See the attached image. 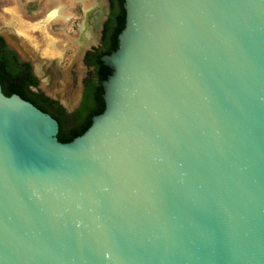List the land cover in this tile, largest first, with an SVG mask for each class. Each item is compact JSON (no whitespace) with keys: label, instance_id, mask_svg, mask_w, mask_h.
I'll use <instances>...</instances> for the list:
<instances>
[{"label":"water","instance_id":"water-1","mask_svg":"<svg viewBox=\"0 0 264 264\" xmlns=\"http://www.w3.org/2000/svg\"><path fill=\"white\" fill-rule=\"evenodd\" d=\"M124 4L81 136L0 85V264H264V0Z\"/></svg>","mask_w":264,"mask_h":264},{"label":"flooded vegetation","instance_id":"flooded-vegetation-1","mask_svg":"<svg viewBox=\"0 0 264 264\" xmlns=\"http://www.w3.org/2000/svg\"><path fill=\"white\" fill-rule=\"evenodd\" d=\"M83 13L84 21L79 25L80 29L75 26L78 31L75 41L79 49L73 61L65 68L58 67L65 60L66 53H63L62 57L55 58L48 66L43 65L37 74L32 65L21 60L5 41L8 49L17 55L18 61L29 65L37 81L35 86L27 87L36 96L30 103L56 120L59 125L58 135L67 137L91 125L105 110V84L113 69L105 65L104 58L117 50L118 30L125 25L124 0H94L93 6ZM34 32L36 42L40 44L42 38L36 30ZM50 34L55 33L50 29ZM40 73L46 77V89L53 90L51 95L40 90Z\"/></svg>","mask_w":264,"mask_h":264},{"label":"rangeland","instance_id":"rangeland-1","mask_svg":"<svg viewBox=\"0 0 264 264\" xmlns=\"http://www.w3.org/2000/svg\"><path fill=\"white\" fill-rule=\"evenodd\" d=\"M93 1L94 0H72V7L68 11L70 13V19L66 23L58 22L49 24V30L51 29L55 33L53 36L59 38L61 40V44L64 43V46L62 45V54L66 53V57L65 60H63V64H60L58 67L65 68L75 58V55L79 49V45L75 41L78 38V31L76 30L75 26L79 27V25L84 21L83 11L88 6H93L91 5ZM17 2L19 3L23 20L29 23H34L44 18L45 13L43 9L45 7L46 0H17ZM14 5L15 3L13 2V0H0V33L3 35L9 48L15 51L21 60L29 62L32 65L35 73L38 74L43 65L48 66L54 59H46L44 56H42V53L40 52L42 46L41 48L38 47L40 44H42V42L40 44L38 43V41L36 42V40L29 42L27 40V34L23 35V39L22 37L18 36L15 31L12 30L15 35L23 39V41L20 42V45H16L14 42H12V39L10 38L8 32L5 31L6 28L3 27H9L10 29H12V27L8 24L9 19L7 18L8 15L5 12H7V10H13L12 7ZM33 36H36V33H34ZM36 45L38 46L36 47ZM38 78L40 81V90L47 95H51L53 93V90L46 89V77L44 76V74L40 73Z\"/></svg>","mask_w":264,"mask_h":264},{"label":"bare ground","instance_id":"bare-ground-1","mask_svg":"<svg viewBox=\"0 0 264 264\" xmlns=\"http://www.w3.org/2000/svg\"><path fill=\"white\" fill-rule=\"evenodd\" d=\"M71 1L72 0H67V2L66 0H46L45 7L43 9L45 13L44 18L34 23H29L23 20L21 9L17 0H13V2L15 3V5L12 7L13 10H7V12L5 13L8 15V24L12 27V30L17 33L18 36L23 38V35L27 34V40L29 42L34 41L36 40V38L35 36H33V31L36 30L42 38V44H40L39 46L36 45V47L38 46L41 48L42 46V48L40 49L42 56L50 59H55L62 56L63 44H61V40L59 38L50 34L48 26L49 24L58 22L66 23L67 20H69L70 13L68 11L72 7ZM91 5H93V3ZM89 7L90 6L84 9V11H86Z\"/></svg>","mask_w":264,"mask_h":264},{"label":"trees","instance_id":"trees-1","mask_svg":"<svg viewBox=\"0 0 264 264\" xmlns=\"http://www.w3.org/2000/svg\"><path fill=\"white\" fill-rule=\"evenodd\" d=\"M124 25L118 30V33L123 29ZM36 79L30 72V67L27 63L19 62L17 55L8 49L5 40L0 37V85L5 96L18 95L23 100L31 102L36 96L28 91V86H35ZM33 102V101H32ZM90 125L85 126L81 132H77L72 137L58 135V141L61 143H69L73 139L81 136Z\"/></svg>","mask_w":264,"mask_h":264}]
</instances>
